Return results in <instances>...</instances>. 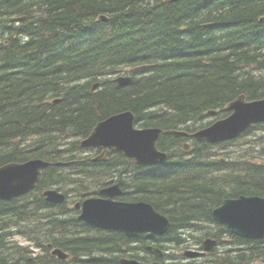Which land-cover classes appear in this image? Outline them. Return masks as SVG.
Masks as SVG:
<instances>
[{"label":"trees","instance_id":"trees-1","mask_svg":"<svg viewBox=\"0 0 264 264\" xmlns=\"http://www.w3.org/2000/svg\"><path fill=\"white\" fill-rule=\"evenodd\" d=\"M17 16L25 18L10 21ZM122 70L132 76L127 86L112 77ZM243 93L264 96V0H0V165L53 162L33 192L0 200V264L47 261L14 235L63 248L69 264H120L126 236L69 216L66 202L52 204L41 193L49 186L77 198L98 192L104 178L89 173L96 170L118 172L123 197L150 201L170 217L156 239L181 243L179 230L208 223L216 230L205 235L227 233L244 245L219 263L264 262V239L242 240L212 216L227 196L264 195V164L220 160L207 141L160 170L115 154L101 162L79 155V139L116 112L132 110L141 126L177 128ZM162 139L172 148L180 138ZM260 146L264 161V137ZM127 252L140 253L136 246Z\"/></svg>","mask_w":264,"mask_h":264},{"label":"water","instance_id":"water-1","mask_svg":"<svg viewBox=\"0 0 264 264\" xmlns=\"http://www.w3.org/2000/svg\"><path fill=\"white\" fill-rule=\"evenodd\" d=\"M105 18L106 16L101 17L102 20ZM118 81L126 85L130 83L131 78L120 77ZM227 109L233 110L231 116L197 132L195 136L211 142L224 141L236 138L253 123L264 121V99L247 101L246 96L241 95L228 104ZM134 121L135 115L132 111L113 115L99 123L82 145L102 148L103 152L97 160H106L110 153L109 149H113L134 158L140 164H154L165 162L168 158L166 153L158 150V143L163 135L185 134L183 131L160 128L137 129L134 127ZM49 165L48 161L31 159L24 163L13 162L0 167V199L12 200L29 191L39 181L41 171ZM121 192L119 185H116L102 190L108 198L86 199L80 219L98 227L123 231L129 236H138L143 232H151V235L164 234L168 231L171 222L167 216L158 213L148 203L115 201L113 197ZM46 195L55 203L65 200V195L56 190L47 191ZM213 215L216 220L227 224L232 232L240 236L264 238V198L261 196L242 195L236 199H225L222 205L213 211ZM216 243V240L208 239L205 248L210 250ZM54 253L61 258L66 257L60 249ZM188 255L198 256L200 253L192 252ZM122 262L144 264L133 259H123Z\"/></svg>","mask_w":264,"mask_h":264},{"label":"rangeland","instance_id":"rangeland-1","mask_svg":"<svg viewBox=\"0 0 264 264\" xmlns=\"http://www.w3.org/2000/svg\"><path fill=\"white\" fill-rule=\"evenodd\" d=\"M211 120H212V118L208 116V117L203 119V124L209 123ZM263 134H264V127L263 126L260 127L258 125L257 128H254L253 131H250L249 133H247L243 137L234 141L233 144L219 147L220 149H222V151L218 157H226L227 156L226 152H230V151L235 150V149L239 151V154H243L244 152H246L248 155H251V156H252V154H254V157L259 156L261 152L258 150V148H260L261 146L259 144L255 143L254 141H256L255 138H257V137L260 138V136H262ZM251 148H254V149H251ZM255 151H257V153H255ZM71 205L73 206L74 204H71ZM213 229L216 230L214 225L205 226V231L213 230ZM197 233H198V231H185L184 236L186 239V244H191L192 246H196L195 243H196L197 237L193 239L192 234H197ZM16 241L19 242L20 244H23V245H30V243L28 241H26L25 239H23L22 237H19V236L16 237ZM222 250H223V247H221V246L217 249V251H221L219 253H222ZM37 252H38V250H37ZM39 252L44 253L41 250ZM167 252L170 254V256L166 257V259L164 260L165 262H167V263H170L171 261L180 262L182 260L181 257H183V254H182L183 249L180 248V246L178 244H170L169 247L167 248ZM211 258H212V255H210L204 259L193 261V262L195 264H213V263H211V260H210ZM256 264H260V263H256Z\"/></svg>","mask_w":264,"mask_h":264},{"label":"flooded vegetation","instance_id":"flooded-vegetation-1","mask_svg":"<svg viewBox=\"0 0 264 264\" xmlns=\"http://www.w3.org/2000/svg\"><path fill=\"white\" fill-rule=\"evenodd\" d=\"M187 126H189L190 129L193 128L192 123H188ZM190 140H192V139H189L188 141H190ZM179 141L183 143V142H185L186 140L181 139V140H179Z\"/></svg>","mask_w":264,"mask_h":264}]
</instances>
